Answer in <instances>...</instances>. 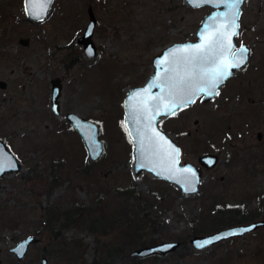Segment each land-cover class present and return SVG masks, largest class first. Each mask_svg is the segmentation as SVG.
I'll return each mask as SVG.
<instances>
[{"label": "rangeland", "instance_id": "374dc122", "mask_svg": "<svg viewBox=\"0 0 264 264\" xmlns=\"http://www.w3.org/2000/svg\"><path fill=\"white\" fill-rule=\"evenodd\" d=\"M89 5L96 16L92 39L97 53L91 58L77 41L89 19ZM210 9L185 0H53L46 17L35 20L25 15L23 0H0V78L7 82L0 88V138L21 165L0 177L1 264H40L42 256L46 264H82L84 247L89 263L101 257L103 243L118 241L123 234L119 229L126 227L119 218L114 230L102 233L83 224L63 227L59 219L51 222L50 231L41 225L50 204L78 208L76 216L81 210L98 212L99 205L105 208L99 214L126 207L143 225L136 232L145 243L138 246L179 241L164 257L148 255L136 264H264V225L200 250L190 243L195 234L226 226L209 223L207 230H198L215 195L251 208L260 200L257 216L242 222L264 218V0H244L242 5L235 40L250 46L246 65L226 80L218 96L198 99L160 120L179 144L182 162L199 165L200 154L218 153L214 167H203L198 191L183 193L149 171L133 170L124 96L152 72L154 54L174 41L196 39ZM19 37H28V44ZM55 76L63 83L59 114L50 107V79ZM70 110L97 122L104 142L98 159L89 158L66 119ZM179 127L185 131L181 136ZM55 177L57 182L50 184ZM125 189L132 195L127 197ZM29 234L40 240L17 259L9 248ZM124 238L129 240V234ZM74 241L82 246L74 247ZM138 246L124 249L115 260L101 257L100 264H134L130 253Z\"/></svg>", "mask_w": 264, "mask_h": 264}, {"label": "snow or ice", "instance_id": "6c2138e0", "mask_svg": "<svg viewBox=\"0 0 264 264\" xmlns=\"http://www.w3.org/2000/svg\"><path fill=\"white\" fill-rule=\"evenodd\" d=\"M244 0H188L194 7L201 4L225 5L226 12L213 13L199 33L200 42L173 47L158 62L161 70L143 89L133 91L129 97L128 119L135 125L137 137V164L139 168L150 171L179 173L189 184L194 182L196 173L192 168L177 169L179 149L157 130V118L162 115H176V109L187 107L201 94L218 96V86L231 75L232 69L246 64L250 50L243 44L239 48L233 45V37L239 28V8ZM50 0H40L32 7L41 12ZM41 12L36 14L39 16ZM89 51H91L89 49ZM158 88V93L152 89ZM92 130L89 129V132ZM91 139V136H89ZM8 167H15L10 161ZM151 166V167H150ZM4 162L0 161V172L4 171ZM195 191V188H190ZM234 233H229V235ZM212 243L207 240L198 243V248Z\"/></svg>", "mask_w": 264, "mask_h": 264}, {"label": "water", "instance_id": "95a60500", "mask_svg": "<svg viewBox=\"0 0 264 264\" xmlns=\"http://www.w3.org/2000/svg\"><path fill=\"white\" fill-rule=\"evenodd\" d=\"M52 1L53 0H50V3H48L47 7L41 12V10L39 8L34 9L32 7L33 3H39L40 0H23V5H24V10H25L26 16L28 18L35 19V20H41V19L45 18L47 13H48V10L52 4ZM185 1L188 3V0H185ZM189 5L192 6L191 4H189ZM202 5H208L211 7V9L204 15L201 23L199 24L198 28L196 29L195 34H196L197 38L194 40L187 39V40L174 41V42L166 45L161 51L156 53L152 57V65H153L152 72L149 74V76L146 78V80L142 84L130 87L128 89V92L125 94L124 99H123L124 124H125L126 130H127V133L133 142V156H134L133 170H134V172L139 173L142 170L149 171L153 175H155L156 177H160L164 180H167L171 183H174L175 185H177L179 187L180 191L183 193H192V192L198 191L199 184H200V181L202 179L203 167L204 168L214 167L218 163V160H219L218 153L216 151H214V152H205V153L200 154L198 156L199 165L192 162V161H186V162H183V164H180L181 148H180L179 144L173 139V137L168 132H166L160 126V120L163 117H167L170 115H162V116L157 118V130L160 131L173 144V146H175L176 148L179 149V155L177 157L179 163L176 165V168L177 169H183V168L188 167V168H192L195 171L196 177L194 178V182L192 184H189L188 181L185 179V177L183 175H180L179 173H173L170 175L168 172H160V174L157 175V171H160L159 169H157L156 171H150L148 168H139L138 164H137L138 143H137V137H136V134L134 131L135 125L128 119V115H129L128 97L133 91L143 89L145 86H147L149 84V82L155 77L157 71L161 70L160 67H158V62L160 59L163 58L164 54L168 50L172 49L173 47H178V46H182V45H186V44H196V43L200 42L199 33L202 31L203 25L206 22L207 18L210 15H212L213 13H219V12H226L227 11V8L223 4H220L218 7L211 5V4H201L200 6H202ZM242 5H243V3H241L240 8H239V18H240V14L242 11ZM87 11H88L89 19H88L87 25L85 26L81 35H79L77 37V41H78V43H80L82 45V48H83L85 55L87 57L91 58V57H94L97 53V46H96L94 40L92 39L94 27L96 25V16H95V13L92 9V5L88 6ZM37 12H41V14L38 16L36 14ZM238 23H239V28L237 31L239 33V29H240V20L239 19H238ZM18 41L21 44L26 45V44H28L29 39H28V37H19ZM240 44L245 45L250 50V46L247 42H242ZM240 44L238 46H236L237 44L235 41V37H233V45L236 48H239ZM89 49L91 51H89ZM249 55H250V53H249ZM249 55H248L246 63L248 62ZM243 66L244 65H242L241 68ZM236 70H238V69H232V75L234 74V72ZM50 81H51L50 106H51L52 111L55 114H59L60 110H61V108H60V97L62 94V86H63L62 79L60 76H55V77H52L50 79ZM6 86H7V82L0 78V88H5ZM220 86H218V90H219ZM152 92L158 93L159 89L153 88ZM213 97L214 96L208 97V96L201 94L200 96L195 97L194 100L196 101L197 98H200L202 101L206 102V101H210ZM179 109H176L175 111L177 112ZM65 117L69 121V123L72 125V127L78 132L81 139L83 140L89 158L92 160L98 159L104 150V142L99 137V126H98L97 122L88 118V117H85V116H83V115H81L75 111H72V110L68 111L66 113ZM89 129H91L92 131L89 132ZM89 136H91V139H89ZM258 136L261 137V133H258ZM0 161L4 162V167H5V170L0 172V177L6 173L15 172V171L19 170L21 167L20 162L18 161V159L14 155L13 151L7 146L5 141L2 140L1 138H0ZM9 161L11 163L15 164L14 168L7 166ZM192 187L195 188V191L190 190V188H192ZM261 225H264V218L252 220V221L245 222V223L240 222V223L228 225V226L222 227L218 230L211 231V232H208L205 234H195L190 238V243L196 250H200V249L206 248V247H208L214 243H217L223 239H227V238L235 237V236H241L247 232H250V231L257 229ZM229 233H234V234L229 235ZM39 240H40V237H38V236H35L32 234L27 235L26 237L19 240L15 245L11 246L9 248V250L12 251L16 255L17 259H21L25 255L29 245L31 243H36ZM207 240L212 241V243L205 245V247H203V248H198L196 246L198 243H201V242L207 241ZM179 244L180 243L178 240H162V241L157 242V243L147 244V245L138 246L136 248H133L131 250L130 254L132 256H137V257H145V256L152 255V254L165 255L168 252L175 250L179 246ZM46 262H47V257L42 256L40 264H46Z\"/></svg>", "mask_w": 264, "mask_h": 264}, {"label": "trees", "instance_id": "16d2710c", "mask_svg": "<svg viewBox=\"0 0 264 264\" xmlns=\"http://www.w3.org/2000/svg\"><path fill=\"white\" fill-rule=\"evenodd\" d=\"M72 61L73 59L70 61H66L67 67L71 66V64L69 63ZM184 132L185 131L181 127H179V129H176V133L180 136ZM56 180L57 178L55 177V179H53L52 182H50V184H53V183L55 184L57 182ZM154 190L157 191L156 189ZM154 190H151V191L155 192ZM124 194L127 197L132 195L130 191L127 189L124 190ZM210 196L212 197L213 195L211 194ZM158 197H159V194H158ZM145 200H147V198H145ZM212 201H213L212 203L213 208L212 210L207 209L205 217H203L200 220V227H198L199 231L207 230L208 227H205V226L209 225V223L215 224L218 227H222L225 225L226 226L231 225L234 222H242V221H248L250 219H254L257 216L258 212L260 211L261 205H262V202L259 200L258 205L251 208V207H248L247 204H245L244 202L232 203L231 201H228L227 199H225L223 195H220V196L215 195ZM58 206H59L58 204L56 205L50 204L45 208L44 213H43V218H42L43 223L41 224L42 227H45L47 230L50 229V231H52L51 227L53 226V224L57 220L61 219L62 220L61 225L63 227L70 226L72 224H76L79 226L83 224L87 226L89 230L91 231H99L102 233H107L111 230H114V228L117 226L118 221H120L119 218H121V223L126 227L119 229V233L121 234V232H123V234L119 235L118 241L116 240L110 244L103 243L102 247L105 248V250H103L101 257L105 261L115 260L117 257H120V255L122 254L124 255V249L126 250L125 251L126 253L131 247H135V246L142 245L145 243L142 239L143 237L142 233H140L139 231V233L137 234L136 232L138 229L143 228V225H140L141 220L136 219L137 216L135 215L130 217L128 215L129 211L127 210L126 207L124 209L122 207L120 210H117L115 212L107 213L108 211L107 212L104 211V213L99 214L98 212L100 210H104L105 208L104 206L97 205L98 207L96 208L98 212L94 210L91 212H89L88 210L86 211L81 210L82 213L76 216V212L77 210H79L78 208L70 210V207L58 208ZM80 208L85 209L83 205L80 206ZM51 222H53V224H51ZM54 233L56 236L58 232L55 231ZM126 234H129V240H126L124 238ZM72 245L77 248L78 246H82L81 243L78 241H74ZM85 249L86 247L83 248V251H85ZM83 251L81 253L79 252L80 260H83L82 264H100V261L102 258L98 256H94L89 263H86V261H84L85 259L83 256V253H84ZM151 256L155 259L164 257V256H161L160 254H154ZM142 258L143 257L135 256L132 259L136 260L134 263L136 264ZM74 264H80V263L77 260H75Z\"/></svg>", "mask_w": 264, "mask_h": 264}]
</instances>
